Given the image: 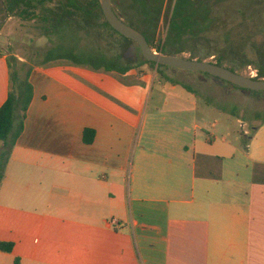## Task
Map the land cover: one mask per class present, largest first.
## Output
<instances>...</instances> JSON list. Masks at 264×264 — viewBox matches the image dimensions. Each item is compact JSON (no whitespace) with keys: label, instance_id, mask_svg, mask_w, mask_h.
Instances as JSON below:
<instances>
[{"label":"crops","instance_id":"1","mask_svg":"<svg viewBox=\"0 0 264 264\" xmlns=\"http://www.w3.org/2000/svg\"><path fill=\"white\" fill-rule=\"evenodd\" d=\"M54 63L30 73L33 98L0 186V242L12 244L0 264H264V122L241 149L176 120L177 135L151 152L139 135L140 76Z\"/></svg>","mask_w":264,"mask_h":264},{"label":"rangeland","instance_id":"2","mask_svg":"<svg viewBox=\"0 0 264 264\" xmlns=\"http://www.w3.org/2000/svg\"><path fill=\"white\" fill-rule=\"evenodd\" d=\"M111 1L124 20L126 12L127 20L142 30L151 31L155 52H160L162 47L165 54L218 62L248 77H256L259 73L264 77V0H194L187 8L175 7L180 0L144 1L158 8L154 9L151 23L144 19L143 12L137 11L142 4L137 3L135 7L133 0ZM142 8L148 10L149 7ZM51 9L55 12L50 13ZM70 10L66 4L59 5L58 0H54V4L46 1L34 16L31 11L28 14L6 13L0 4V55H16L21 62L35 66L57 44L64 47L77 44L85 53L97 51L101 46L124 53L132 43L104 26L102 17L76 16L81 22L77 32L66 28L57 38L53 26L57 20L68 21L73 17ZM136 57L134 54L124 61L136 63L139 61ZM52 65L69 68L78 75L95 73L87 65L76 66L67 61ZM132 71L143 81L141 84L138 79L139 85L147 86L141 105L139 135L143 134L151 152L164 150V145L157 140L164 143L177 135L176 120L191 129L195 123L203 127V132L195 130L200 140L214 141L224 136L241 149L245 138L253 134V128L264 122V91L241 89L224 81L218 83L206 73L172 67H162L158 71L153 65L142 64ZM189 103L196 108L185 109L184 106L191 107ZM216 121L217 131H214L211 126ZM191 134H194L193 129Z\"/></svg>","mask_w":264,"mask_h":264},{"label":"trees","instance_id":"3","mask_svg":"<svg viewBox=\"0 0 264 264\" xmlns=\"http://www.w3.org/2000/svg\"><path fill=\"white\" fill-rule=\"evenodd\" d=\"M46 1H48L50 4H54V0H0V4L6 13L28 14L31 11V15L35 16L38 14L36 10L39 8V6L41 7L43 5V2ZM133 1L136 4L135 7H137V3L142 4L140 8H137V11L143 12L144 19L148 21V23H151L153 21L154 9L158 10V8L145 4L144 1L151 2L152 0ZM193 1L194 0L182 2L180 0L179 2H176L175 7H179L182 5L186 8L191 7ZM58 2L59 5L66 4L67 6H69L71 8V15L74 16L71 17L68 21L64 19L56 21V25L53 26L52 31L53 34L57 35V38L60 36L62 30H65L66 28L76 30L77 32L78 27L81 26V22L77 19L76 16L85 18L104 17L98 0H58ZM35 3H37L38 5H36ZM143 6L149 7L148 10L142 8ZM49 12L53 13L55 11L51 9ZM188 15V18L191 19L192 14L190 15V11ZM125 17L127 19L129 18L126 12ZM127 19H125V22L140 31L148 40L151 48H155L151 42V31L148 29L142 30ZM102 24L106 27H109L119 37L123 38L126 41L132 42V40L120 35L114 29H112L106 21H104ZM78 46L79 45L77 44H70L67 47H64L61 46V44H57L45 53L42 62L35 65H44L57 61H67L76 66L87 65L96 71L104 70L105 72H112L119 75H126L129 71L132 70V68L138 67L142 64L153 65L157 68L158 71H160V68L162 67H168L164 65H157L155 62L144 59L139 48L136 54L139 61L136 63L128 64L124 61V53H117L111 48L101 46V49H98L97 51L95 50L85 53L84 51L79 50ZM104 49H107V51ZM159 50L160 52L164 53V49L162 47L159 48ZM6 60L9 69L10 90L7 100L0 108V186L5 178L6 167L13 153V149L16 145L17 139L23 132L27 110L33 98V86L29 80V77L34 65L21 62L16 55H10ZM197 60L204 61V59ZM216 64L220 65L218 62H216ZM253 78L263 79L264 77L260 76L259 73V75ZM93 136L94 131L86 129L83 134V141L87 144L91 143L93 141ZM0 250L7 252L11 251L12 244L0 242Z\"/></svg>","mask_w":264,"mask_h":264},{"label":"water","instance_id":"4","mask_svg":"<svg viewBox=\"0 0 264 264\" xmlns=\"http://www.w3.org/2000/svg\"><path fill=\"white\" fill-rule=\"evenodd\" d=\"M98 1L104 16L103 21H106L117 33L136 43L144 59L155 62L157 65H164L185 71L206 73L218 80L228 82L241 89L264 91V79H254L253 77L234 72L216 63L199 61L197 59H186L163 52L153 51L146 37L140 31L125 22L123 17L116 11L111 0ZM134 51L135 45L132 44L129 52L133 54ZM127 57L125 53L124 58Z\"/></svg>","mask_w":264,"mask_h":264},{"label":"flooded vegetation","instance_id":"5","mask_svg":"<svg viewBox=\"0 0 264 264\" xmlns=\"http://www.w3.org/2000/svg\"><path fill=\"white\" fill-rule=\"evenodd\" d=\"M132 44L135 45V51H134L133 54L129 52V50H130V46H131ZM138 48H139V46H138L136 43H134V42L132 41V43L127 47V50L124 52V54L126 53L128 57H132V56H134V54H137V50H138ZM136 58H137V57H136ZM261 70H262V69H261ZM201 73H202V72H201ZM214 78H215V77H214ZM215 80H217L218 83L223 82V81H221V80H218L217 78H215ZM224 82H225V81H224Z\"/></svg>","mask_w":264,"mask_h":264},{"label":"built area","instance_id":"6","mask_svg":"<svg viewBox=\"0 0 264 264\" xmlns=\"http://www.w3.org/2000/svg\"><path fill=\"white\" fill-rule=\"evenodd\" d=\"M256 75V74H255Z\"/></svg>","mask_w":264,"mask_h":264}]
</instances>
